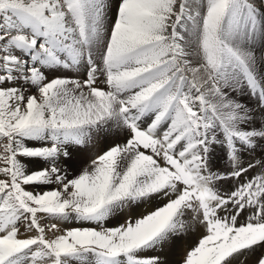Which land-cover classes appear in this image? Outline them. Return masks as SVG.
Here are the masks:
<instances>
[{
    "label": "snow or ice",
    "instance_id": "1",
    "mask_svg": "<svg viewBox=\"0 0 264 264\" xmlns=\"http://www.w3.org/2000/svg\"><path fill=\"white\" fill-rule=\"evenodd\" d=\"M0 264H264V0H0Z\"/></svg>",
    "mask_w": 264,
    "mask_h": 264
},
{
    "label": "bare ground",
    "instance_id": "2",
    "mask_svg": "<svg viewBox=\"0 0 264 264\" xmlns=\"http://www.w3.org/2000/svg\"><path fill=\"white\" fill-rule=\"evenodd\" d=\"M241 99L243 100V102L251 104V101L248 99V97L245 96V97H242ZM258 119H259V117H258ZM117 140H119L120 143H121V142H123V137L121 136V137L117 138ZM98 141H99V139H98ZM102 141H104V140L102 139ZM110 141L111 140H108L107 142H105V141L104 142H100V143H105V144L107 143L108 144ZM109 145H110V143H109ZM87 152H89V151L87 150L84 153L80 154L79 163L76 166L77 168L80 167L83 164H86L89 161L88 160L89 156H88ZM257 152L260 153L259 150H257ZM247 156H250V154L248 153ZM226 161H225V155H224L223 151L221 150V147L219 145H217L216 148L213 151V154H212L211 158H210V167L213 170H215V171L224 172V171H226V169H228V167H226V164H227ZM30 166L33 167V168H37V167H40V166H43V165H41V163L39 161H36V162H33ZM73 171H74V169H71V168L69 169L70 173L73 172ZM225 182L226 181L222 182V186L225 184ZM223 188L225 189L224 186H223ZM227 188H229V187H227ZM127 214H131V213H127ZM116 222L117 221L113 220L112 224L114 225ZM193 240H195V236L190 235L185 240L181 241L180 245H179L178 253H182L183 251L181 252V250L183 249L184 245H186L190 241L192 242ZM164 258L168 259L170 261L176 260V259H179V254H170V253H168L166 251L165 254H164Z\"/></svg>",
    "mask_w": 264,
    "mask_h": 264
},
{
    "label": "rangeland",
    "instance_id": "3",
    "mask_svg": "<svg viewBox=\"0 0 264 264\" xmlns=\"http://www.w3.org/2000/svg\"><path fill=\"white\" fill-rule=\"evenodd\" d=\"M100 142H104V141H102V139H99V141L98 140H96L95 142H94V144L92 145V146H90L89 148H88V151L90 152H87L88 153V156H89V158H88V160H90L97 152H99V151H101V150H103L105 147H106V144L105 143H100ZM113 142H116V143H120V141L119 140H117V139H115V140H111L109 143L110 144H112ZM109 143L107 144V145H109ZM105 146V147H104ZM100 147V148H99ZM102 148V149H101ZM92 149V150H91ZM221 150L223 151V153H224V155H225V161L227 162V164H226V167H228V168H230L231 167V165H230V163H229V161H228V159H227V157H226V154H225V152H224V150L221 148ZM247 154L248 153H246V154H244V155H242L241 156V160H242V162H247V161H250V160H253V159H256V160H258V159H261V155H260V153H258L257 151L256 152H253V154L252 153H249L250 154V156H247ZM254 155V156H253ZM258 156V157H257ZM258 158V159H257ZM43 166H46V165H43ZM227 170V169H226ZM250 175H251V173H250ZM233 182H231V181H226L225 182V184L223 185L224 187H225V189L223 188V186H222V190H224V191H226V190H228L229 188H227V187H229L231 184H232ZM227 188V189H226ZM150 207H152V205H145V206H143L142 208H140L138 211L139 212H143L144 210H145V208H150ZM71 226H76V225H71ZM191 242V241H190ZM189 242V243H190ZM189 243H187L186 245H184V247H183V249L181 250V252L188 246V244Z\"/></svg>",
    "mask_w": 264,
    "mask_h": 264
}]
</instances>
